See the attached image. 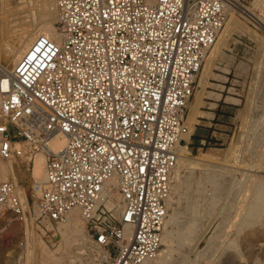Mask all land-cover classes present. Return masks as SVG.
<instances>
[{
	"label": "built area",
	"instance_id": "obj_1",
	"mask_svg": "<svg viewBox=\"0 0 264 264\" xmlns=\"http://www.w3.org/2000/svg\"><path fill=\"white\" fill-rule=\"evenodd\" d=\"M231 5L54 0L57 39L38 35L12 71L0 70V158L27 170L47 151L34 209L44 235L78 208L102 251L97 264L156 256L195 79ZM59 133L64 144L53 152ZM6 212L24 213L8 179L0 180Z\"/></svg>",
	"mask_w": 264,
	"mask_h": 264
},
{
	"label": "rangeland",
	"instance_id": "obj_2",
	"mask_svg": "<svg viewBox=\"0 0 264 264\" xmlns=\"http://www.w3.org/2000/svg\"><path fill=\"white\" fill-rule=\"evenodd\" d=\"M51 1L53 0H0V36L4 35L13 21L24 22L25 31L23 34L25 33V36L35 32L45 23L55 26L56 12L54 3ZM236 1L251 9L255 7L254 12L264 19V0ZM19 8L20 10H17ZM230 16L233 20L232 29L226 33L221 47L214 51L215 53L212 52L209 65L205 61L202 64V67L208 69L206 78L210 69L225 71L235 87L230 90L238 95L239 100L231 112L229 137L222 145H205L202 149L189 148L192 156L200 157L201 153L214 155L213 160L217 163L216 165L225 170L224 175L222 174L224 186L222 185V188L218 190L213 187L211 182V185L209 182H205L201 192L193 191L196 189L195 187L189 192L188 196L191 198L204 199L206 210L202 216H199L197 224L187 232L186 242L181 246L183 249L177 246L179 252H172L169 259L171 264H264V204L260 209L257 221L253 224L247 223V205L252 200L253 188L255 184L262 183L260 177L257 176L264 177V28L252 18L232 8L228 18ZM209 53L210 51H208ZM1 56L0 62L4 65V57ZM205 69L204 71H206ZM199 73L197 76L202 75L201 69ZM11 162L17 179L15 185L26 191L27 209H24L21 217L9 212L0 216V264H42L41 261L45 254L50 257L62 254L63 262L69 258L68 254L72 257L76 255V259H79L76 260L77 264H97L98 255L102 251L95 245L90 248L89 242L91 241L85 230L84 221L82 231L83 243L88 248L86 252L84 248L77 249L76 243L79 242H64L57 224H52L53 227L47 226L49 229L52 227L53 231L49 235H44V227L35 221V204L38 202L42 190L39 196H33V178L30 170L33 164L26 170L19 161ZM0 164H4L1 158ZM182 171L184 174L189 173L187 170L182 169ZM6 179L11 181L12 178L8 175ZM178 185L173 189V199H175L174 197L181 199L187 193L185 183ZM240 185L241 187H239ZM236 191L237 193H235ZM182 205L184 204L179 201L176 210L171 206L167 208L168 213L173 212L176 216L178 214L177 217L181 222L177 224L179 228L188 217V213L184 212L186 211L185 207H180ZM208 205L213 210L209 209ZM9 222L17 225L15 234L8 233L6 227ZM26 224L30 229L27 239L23 234ZM217 238L219 240H216ZM28 241L35 243V250L29 249ZM164 245L161 243L160 248H165ZM202 253L206 254L203 256L205 259L201 256ZM199 255L201 257H198ZM43 264H54V262L49 259Z\"/></svg>",
	"mask_w": 264,
	"mask_h": 264
},
{
	"label": "bare ground",
	"instance_id": "obj_3",
	"mask_svg": "<svg viewBox=\"0 0 264 264\" xmlns=\"http://www.w3.org/2000/svg\"><path fill=\"white\" fill-rule=\"evenodd\" d=\"M230 1L232 2L231 6H232L233 10L239 11V12L245 14L247 17L252 18L254 21H256L258 24H260L264 28V19L261 16H259V14L254 12L253 9L255 7L253 9H251L248 6H244L240 3H238L236 0H230ZM51 2L54 3V0ZM51 8H53V7H51ZM17 10H20V8ZM24 20H21V21H24ZM23 23L24 22L13 21L10 24V26L6 29V32L4 33V35L0 36V56L2 55L4 57V61H5L4 65L0 62V70H2L3 72H10L14 69L17 61L27 51L29 46L33 43L34 39L38 35H44V36H47V37L52 38V39H57V36H58L57 29L51 23L43 24L41 28H39L38 30H36L35 32H33L31 34H28L27 36L24 35L25 33L23 34V32L25 31L24 30L25 26ZM232 26H233V20H232V16H230L229 18H227L224 26L222 27L221 31L219 32V34L217 36L215 42L213 43L212 47L209 49L210 53L208 54V52H207L206 56L204 57V61L206 62L207 65H209V63L211 62L212 52L217 51L221 47V44L224 41L223 39L225 38L226 33L229 31V29H232L231 28ZM26 33H27V31H26ZM241 65H243V64H241ZM204 69L205 68L203 66L201 68L202 75L199 76V78H197L198 84L200 86H203L206 82V73H207L208 69H205L206 71H204ZM237 73H239V72H237ZM221 86H222V84H221ZM198 92H200V91L198 90V91H195L193 93V100L191 102H189V104H188L190 106V110L188 109L189 113L186 116L187 117L186 118V124L188 123L187 125H188V127H190L189 128L190 131L192 129V125L190 124L189 121H191L193 119L194 114H196V112H197V99H196V97H199ZM184 138L187 139L188 135H186ZM63 144H64V135L59 133V134H56L54 137L51 138V140L48 143V148H49V150L56 152L63 146ZM46 158H47V151L46 150L45 151L44 150L38 151L33 155V165H32V169H30V170H31V176L33 178L32 194L34 197L39 196V194L43 188V184L46 182V173H45ZM213 158H214V155H212L211 153H203V154L201 153L200 157L192 156L190 154L189 148L185 144H179L177 162H176L175 167L171 170L170 175H169L171 192H170V196L167 199V208L171 206V207H173L174 210H176L175 209L176 206L179 205V201H181V203H183L184 205H182L180 207H183V206L185 207L186 211H184V212L188 213V217L186 218L185 222L182 223L183 225L179 228V227H177V224H179L181 222L179 221L180 218L178 219V217H177L178 214H177V216L173 212L172 213L170 212L171 213L170 214V213H168L169 211L167 209V216H166V219L164 221V224L162 227V233H161V243L165 244L164 245L165 248H160L158 253L156 254V256L144 260L141 264H171L169 259H170V256L172 255V252H176V251L179 252L178 248L184 245V243L186 242V239H187L186 238L187 232L197 224L199 216H202L206 210V208H205L206 202L203 201L204 199L201 200V198H199V197L191 198L188 196L189 192H191V190H193V187L196 188L193 191L197 190L198 192H201L202 189H204V188H202V186L205 182H209V183L211 182L213 184V187H216L218 190L220 188H222L223 180H224V177L222 176V174L225 170H223L221 167L216 165L217 163L213 160ZM11 161H13V160L12 159L11 160H3L2 159V162L4 164H0V180H4L7 178L8 175H10V177L12 178L11 182L15 186V190L18 192L19 196L22 199L23 208L27 209L26 191L22 187L20 188L19 186L15 185V184H17V179H16V174L14 172L13 165H12ZM182 169L187 170L189 173L184 174ZM245 175H247V173H245ZM257 177H260V181L262 180L261 181L262 183L255 184V187L253 188V191L251 194L252 200L247 205V215H248V222L247 223L248 224H253L254 222L257 221V219L259 217L260 209L262 208V206L264 204V177L263 176H257ZM176 183H178V184L185 183V185H186V192L187 193H186L185 197H183V198L181 197V199L178 198L179 201H178V199H176V197H174L175 199L172 198V193L174 191L173 189L175 186L178 185V184L176 185ZM211 183H210V185H211ZM239 187H241V185ZM243 189L245 190L244 187H243ZM180 190H182V189H180ZM237 191L235 193H237ZM218 192H216V195H218L217 194ZM179 195H180V193H179ZM204 197H206V196H204ZM209 197H207V198H209ZM234 198H235V196H234ZM211 202H212V200H211ZM35 207H36V204H35ZM210 208L212 209V207L209 206V209ZM8 221H10V220H8ZM222 224L223 223L221 222V225ZM57 225H58V230H59L60 234L62 235L61 237H62V239H64V242H69V241L79 242V243H76L77 249H83L84 248V251L85 252L87 251L88 248L83 243L84 242L83 241V231H82L83 219H82V216H81L78 208H73L67 214L65 221L62 223H58ZM17 228H18L17 225L13 224L12 222H9L8 227H6V229L8 230V233H14L15 231H17ZM56 230H57V228H56ZM29 231H30V229L27 228V224H26V229L24 230V233H23L24 236H26L25 237L26 239H27V236L29 235V233H28ZM4 233H6V232H4ZM219 233H218V235H219ZM86 239H85V241H87ZM189 239H188V241H190ZM216 240H219V239L217 238ZM191 241H192V239H191ZM64 242H63V245L65 244ZM89 243H90V248L94 247L93 246L94 244L92 242H89ZM210 243H211V241H210ZM42 244H44V243L42 242ZM28 245H29V249L35 250V243L34 242L30 243V241H28ZM72 246H73V244H72ZM177 246H179V247L177 248ZM62 247H64V246H62ZM63 253L65 254V252H63ZM74 253H75V251H74ZM40 254H42V253H40ZM100 254L102 255V252H100L99 255ZM207 254H208V252H207ZM205 255L206 254L202 253L201 256L203 257ZM43 256H44L43 261H41L42 264L44 261L49 260V259L52 260L54 262V264H63V263L64 264H77L76 262L79 260L78 258H77L78 260L76 259V255H75V257H72L69 254H68L69 258L67 259L66 262H63L62 254H60L59 256L54 255L51 257L48 256L47 254H45ZM78 256L81 257L80 255H78ZM201 256L199 255L198 257H201ZM173 264H175V263H173Z\"/></svg>",
	"mask_w": 264,
	"mask_h": 264
},
{
	"label": "crops",
	"instance_id": "obj_4",
	"mask_svg": "<svg viewBox=\"0 0 264 264\" xmlns=\"http://www.w3.org/2000/svg\"><path fill=\"white\" fill-rule=\"evenodd\" d=\"M214 70L210 69L203 86L198 84V79L195 80L194 92L198 90L200 92H198L199 97H196L197 112L193 116V121H189L192 125L191 132L187 139L184 138L183 144L188 148L202 149L201 141L204 142V146L222 145L229 137L231 112L239 98L235 92L230 90L235 87L226 75L227 73L222 70ZM192 100L193 95L189 102ZM188 109L190 110L189 105L187 115Z\"/></svg>",
	"mask_w": 264,
	"mask_h": 264
}]
</instances>
